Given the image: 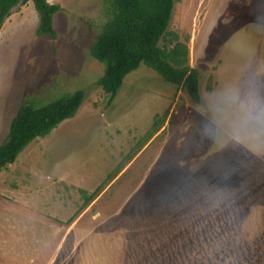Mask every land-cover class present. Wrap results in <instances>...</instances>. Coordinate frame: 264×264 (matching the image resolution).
I'll use <instances>...</instances> for the list:
<instances>
[{
    "label": "rangeland",
    "instance_id": "374dc122",
    "mask_svg": "<svg viewBox=\"0 0 264 264\" xmlns=\"http://www.w3.org/2000/svg\"><path fill=\"white\" fill-rule=\"evenodd\" d=\"M46 1L55 40L31 2L0 29V144L24 101H84L0 173V264H264V0H174L200 102L140 65L110 105L103 0Z\"/></svg>",
    "mask_w": 264,
    "mask_h": 264
},
{
    "label": "trees",
    "instance_id": "16d2710c",
    "mask_svg": "<svg viewBox=\"0 0 264 264\" xmlns=\"http://www.w3.org/2000/svg\"><path fill=\"white\" fill-rule=\"evenodd\" d=\"M28 2L36 12L37 37L56 39L54 15L61 11L57 4L46 0H0V29L12 10ZM174 0H103L104 20L97 28L89 47L90 57L103 66L96 85L106 95L107 105L115 99L124 78L140 65L154 71L165 83L184 90L194 103H199L198 72L190 67L188 47L179 36L168 30ZM84 101V93L56 99L36 107L34 101H24L10 121L8 134L0 144V172L13 164L19 154L33 141L45 138L63 121L72 118ZM161 117H155L154 127ZM85 197L74 217L86 207L100 190Z\"/></svg>",
    "mask_w": 264,
    "mask_h": 264
},
{
    "label": "crops",
    "instance_id": "0c3cea01",
    "mask_svg": "<svg viewBox=\"0 0 264 264\" xmlns=\"http://www.w3.org/2000/svg\"><path fill=\"white\" fill-rule=\"evenodd\" d=\"M78 112H79V111H78ZM81 112H82V111H80V113L78 114V117L80 116ZM73 118H74V117H73ZM16 159H17V158H16ZM15 161H16V160H15ZM10 165H11V164H10ZM10 165H8L7 168H6L5 170H8V167H9ZM3 171H4V170H3ZM1 172H2V171H1ZM1 172H0V173H1ZM58 181L62 183L63 178L60 177V178L58 179Z\"/></svg>",
    "mask_w": 264,
    "mask_h": 264
}]
</instances>
